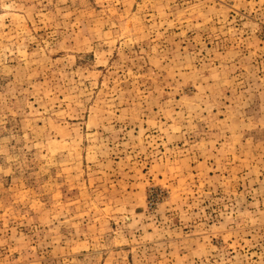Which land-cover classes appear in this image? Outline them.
<instances>
[{
    "label": "rangeland",
    "instance_id": "rangeland-1",
    "mask_svg": "<svg viewBox=\"0 0 264 264\" xmlns=\"http://www.w3.org/2000/svg\"><path fill=\"white\" fill-rule=\"evenodd\" d=\"M0 264H264V0H0Z\"/></svg>",
    "mask_w": 264,
    "mask_h": 264
}]
</instances>
